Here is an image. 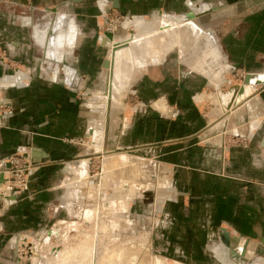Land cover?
Returning a JSON list of instances; mask_svg holds the SVG:
<instances>
[{"label": "crops", "instance_id": "obj_1", "mask_svg": "<svg viewBox=\"0 0 264 264\" xmlns=\"http://www.w3.org/2000/svg\"><path fill=\"white\" fill-rule=\"evenodd\" d=\"M43 1L49 4L52 0ZM87 2L91 4L93 0ZM83 6L88 5H76L81 8L79 13L97 14L98 7L103 11L116 9L141 22L149 15L172 18L216 8L207 18L212 20L210 27L214 26L212 30L217 32L218 38L213 36L221 60L225 57L235 71L244 75L264 73V0H95L96 10L92 12H83ZM87 18L81 14L75 17L76 23L60 18L54 25L55 21L51 23L52 31L50 24L44 29L35 28L33 39L27 38L30 27L0 26L6 35L9 31L7 39L14 46V56L34 70L29 88L13 87L16 79L9 77L6 82L0 81V109L3 105L12 106V111L0 116V159L27 147L33 162L40 166L30 183V197L10 208L3 217L8 233L26 228L24 223L34 226L41 209L56 203L65 164L79 156L81 151L76 142L89 133L91 113L79 94L98 91L107 48L126 41L121 37H116L113 43L101 37L96 39L91 32L94 22ZM76 24L81 34L79 39L72 40L70 33ZM75 41L76 48L61 57L58 48ZM166 56L154 65L139 69L135 79L141 100L157 101L167 111L178 112L176 119H170L169 114L163 119L154 107L147 115H141L144 135L138 140L156 142L161 160L173 169L172 179L178 194L176 202L165 204L155 247L163 256L186 264L240 263L235 258L241 260L245 249H250L251 255L256 250L264 251V148L260 142L256 143L255 134V137L249 135L253 140L247 147L198 144L208 121L193 99L206 91L208 83ZM47 58L49 62L61 63L66 72L56 82L43 74L41 66ZM252 93L257 94L264 109V84ZM256 122L260 126L256 120L250 128ZM152 127L161 130L154 138ZM225 233L230 235L229 242ZM3 238L6 237L0 236V241Z\"/></svg>", "mask_w": 264, "mask_h": 264}, {"label": "rangeland", "instance_id": "obj_2", "mask_svg": "<svg viewBox=\"0 0 264 264\" xmlns=\"http://www.w3.org/2000/svg\"><path fill=\"white\" fill-rule=\"evenodd\" d=\"M94 2L95 0L91 4L90 2L86 3V0H52L48 4L43 0H0V26L1 24L4 27L6 25L18 24L23 27H30L31 30H29L30 33L28 32L27 38L30 39L32 37L33 39L35 28L44 29L47 24H50L49 27L51 29V23L55 21L54 25L60 18L67 23L70 21L76 23L75 17L78 18L81 14H84L88 17L89 21L94 22V30L91 32L95 33L96 39L100 37L103 39L106 36L112 42L116 40V37H121V39L138 37L143 26L136 28L131 25L135 19L133 15H125L116 9L103 11L100 7L97 8L99 9V13L86 14L79 13L81 8L76 7L78 4L88 5L86 8L83 6L82 11L92 12L96 10L95 6H93ZM205 3L209 4L208 2ZM213 5L218 7L215 3ZM212 9L210 7L208 10L212 12ZM210 11H207L208 13L202 12L206 14L193 11L194 14L197 13L199 16L196 20L187 21L194 22L206 32L211 30L212 35L218 38L217 32L214 31V26L210 27V24L213 25L212 20L209 21V18H207ZM185 15L187 14L180 16L183 17ZM143 18L146 23L148 22L147 24H158V21L161 19L158 15H149ZM53 25L52 28H54ZM145 28L147 29L148 26ZM12 33L13 31L10 32L11 35ZM80 34V29L76 24L73 32L70 33V38L72 37V40H75V38L79 39ZM7 36H9V31L8 35H6L5 30L0 29V37H2L0 39V81L6 82L9 77L16 79L13 87L29 88L34 77L33 67L14 56V50L12 51L14 46L7 39ZM129 41L121 40L118 45L128 44ZM199 41L192 53L194 57L202 56L203 49L206 47L205 40L201 39ZM76 45V41L72 45L70 42L64 43L58 48L60 56L70 54L76 48ZM113 45L110 44L109 48H107L109 52H107L108 55L105 61V71L98 82L100 84L98 91L79 94L86 109L91 113L88 135L81 141L76 142L81 152L78 157L69 160L65 164L61 180L57 186L59 198L55 204L46 209H41L38 222L34 226H31V223H24L26 228L8 233L4 227L3 217L10 208L17 205L23 199L30 197V183L40 166L33 162L30 157V149L27 147L18 149L14 154L0 159V162L4 160L10 162L9 167L0 170V172L5 173V178L8 180H6L8 183L4 188L11 187V190L4 189L3 193L7 192L5 196H0V236L4 235L6 237L0 241L2 243L0 244V264H32V256L34 254L36 255V259L39 258V263L37 262V264H41L42 259L47 260L46 262H50L51 259L52 261L60 262V256L66 248H75V252L78 250V246H81L80 244H83V241L86 240L83 237L88 238V240L92 239V237L93 239L95 238L94 242L99 243V251L111 250L114 245H119L117 251L120 253L128 247L132 250L137 249L135 251H140L142 254L140 255L138 252L136 261L133 259V256L125 258L127 262L129 261L128 259H131V264H139L142 261V257L149 264H186L163 256L155 247L156 236L161 224V217L165 210V204L176 202L178 194L172 179L173 169L169 168L161 160L158 151H156V147H158L155 144L156 142L138 140L140 136L144 135L143 118L141 115H147L148 111L154 107H156L155 111L163 119H166L165 116L168 114L170 119H176L178 112L176 110L172 111L173 113H171V110L167 111V108L161 107L159 105L161 103L157 101L146 103L140 99L136 91L137 82L135 80L139 71H134L133 76L130 78L128 84L129 90L121 98V105H113L112 85L110 84L113 78L111 72L108 70ZM40 49V54L44 56V53L41 52L43 51L41 47ZM168 55L175 59L184 70L204 77L208 83L207 89L205 88L206 91L197 95L195 100L193 99L201 107L208 121L207 128L199 136L201 140H199L198 144L216 147H221L223 144L225 147L231 145L247 147L253 140V137L250 138L249 136L250 124L253 121L259 120L260 126L257 127L256 133H254L258 137V140L255 141L256 143L260 142V145L264 148L262 145L264 137V109L260 107V102H258V98L256 97L257 94H253L254 92L250 94V91L247 92V95H250L245 96L244 100H241L242 103L235 106L234 109L237 110H232L227 120L224 119L227 113L222 109L220 102L213 100L214 98H219V96L224 97L226 93L236 94L237 91L242 92L245 90V86H247L244 85L245 77L250 75V73L247 75L238 73L226 62L224 57L223 60L209 61L212 69L216 70V72H221H219L220 77L217 79V82H213L182 62L179 47H175ZM46 57L49 58V56ZM158 57L154 56V58ZM48 58L43 62L44 64L41 68H44L43 74H45L46 79L51 78L52 81L56 82L63 78L66 72L61 63L55 64L53 61L49 62L50 58L49 60ZM154 64L156 62L151 65ZM145 67H139L138 70ZM207 68L209 69V67ZM251 75L257 74L252 73ZM259 76L264 79V73ZM254 79L251 78V83L248 85L252 84L255 90H257L264 82L260 79L258 81ZM105 98L108 101H105ZM246 101H250V104H244L247 103ZM1 108L0 116L5 112L12 111L11 105H3ZM225 109L229 110L228 105ZM147 129L145 130L149 131L150 128ZM101 130L104 133L102 146L100 142L92 138L93 133L98 137ZM160 132L159 128H151L153 138ZM128 133H130V137ZM260 139L261 141H259ZM69 143L72 144L73 141ZM111 155L113 159L110 158ZM111 159L117 165L107 168V161ZM74 163H83L79 173L74 172V167H72ZM9 196H14V198H8ZM113 200L127 203L121 208L119 207L118 215L122 219L120 218L114 223L110 219L113 213L112 208L108 207V204ZM101 219L102 221L105 220L106 224L103 222V225L107 227V230H101L98 233L97 229L102 224ZM101 227L103 226L101 225ZM103 232L106 234H103ZM108 233L112 237H107ZM103 235H105L106 239H104ZM101 238L102 240H100ZM111 238H113L112 241ZM102 241H104L103 244ZM126 242L129 243L127 244ZM147 242L148 247L150 243V250L147 255H143ZM101 244L102 246L100 247ZM109 244L112 245L110 246ZM120 248L123 249L122 252ZM249 250L245 249L246 252L240 255L241 260L237 257L235 258L240 262L236 264H264V251L260 254L259 250H256L255 255H251ZM99 254L98 252L97 256ZM97 256L96 261L100 257ZM80 260L82 263H89V259L86 261L85 258H79L76 262L73 261V263L80 262ZM79 262L77 264L81 263Z\"/></svg>", "mask_w": 264, "mask_h": 264}, {"label": "bare ground", "instance_id": "obj_3", "mask_svg": "<svg viewBox=\"0 0 264 264\" xmlns=\"http://www.w3.org/2000/svg\"><path fill=\"white\" fill-rule=\"evenodd\" d=\"M214 9H216V8H214ZM191 14H192V16L198 15L197 13L196 14L191 13ZM188 15L189 14H187L186 16H183L181 18H177V19L173 18V17L172 18L171 17H163V18H161V20L158 21V24H153V23L145 24V22H143V21L141 22V20H138V21L136 20L134 22L132 21L131 24H133V26L136 28H140L143 26L142 31L140 32L138 37L134 36V37H130V39L129 38L126 39V41L130 40L128 43V46H124L122 48L116 49L115 45L116 44L118 45V43H115V45L112 46V49H111L112 54H111V57L109 60L110 64H109L108 70L111 72L112 78H113V80L110 84L112 85L111 93H112L114 106L115 105L116 106L121 105V102H120L121 98L125 94H127L128 90H129L128 84L130 82V78L134 74V71L137 72L139 67L150 66L151 64H153L155 62L157 63V62L163 60L165 58V56L170 51H172L175 47L180 48L181 59H182V62L184 64L189 66V68H191L195 72H198L201 75L209 77V79H211L213 82L214 81L217 82V79H219L221 72L219 71L220 72L219 73L218 71L216 72V70L212 69L210 67L211 64H209V61L214 62L216 60L217 61L221 60V58H222L221 52H220L219 48L215 45L214 36L212 35V33L211 32L206 33L203 29H201V27L197 26L194 22L187 21V20H191V19H185V17H187ZM146 26H148L147 29L145 28ZM104 38H105V40L108 41V38H106V36ZM201 39L205 40L206 47L203 49L204 51L202 52L203 54H201L202 56H197V57L195 56L194 57V54H192V53L194 51V48H196L198 41ZM109 43H110V41H109ZM152 55H153V57H152ZM154 56H159V57L154 58ZM206 64H207V67H209V69L206 67ZM254 78L256 79L257 77H253V79ZM259 79L261 81H264V79H262L260 77H259ZM253 90H255V88L251 84V85L245 86V90H243L242 92L237 91L236 94L235 93H229V94L226 93V95L224 97L219 96V98L217 97V98H214L213 100L214 101L218 100L220 102L222 109H224V111L227 113L226 117H229V115L232 113V110L234 111L235 106L239 105V103H242L241 100L242 99L244 100V97L247 96V92H249V91L252 92ZM105 101H108L107 98H105ZM227 105L229 107V110L225 109V107ZM226 117L224 119H226ZM257 127H258L257 122L253 123L251 125L250 133H249L250 136L256 132ZM92 135H93L92 138L96 139L97 142H100V145L102 146L101 143L104 139L103 130H101V132L99 131L98 137H96L95 133H93ZM110 158L113 159L112 155ZM112 159L107 161V163H108L107 168H112L113 166L117 165L116 162L112 161ZM82 165H83V163H81V164L80 163H74L72 167H74L75 171L74 170L73 171L75 173H79L82 169ZM73 176H74V173H73ZM1 181H3V178L1 179ZM0 189L1 190L3 189L2 184H0ZM5 190H7V188ZM125 203L126 202H117V201L113 200L110 202V204H108V207L110 209L112 208L111 210L113 213L111 214L112 217L110 219L113 223L121 218L120 215H118V212H119L118 210H120V208L123 205H125ZM97 220H98V218H97ZM106 220H108V219L106 218ZM101 221H102V219H101ZM104 221H102V224H101L103 227H101V225L98 227V229H97L98 233L101 230L102 231L107 230L106 229L107 227H105V225H103ZM104 224H106V223L104 222ZM109 227H110V225H109ZM96 228H97V226H96ZM87 229H88V227H87ZM94 230H95V228H94ZM105 232L107 233V231H105ZM105 232H103V234ZM100 235H101V233H100ZM100 235H98V236H100ZM94 237H96V236H94ZM103 237H104V239H106L105 235H103ZM107 237L110 238L112 236H110V234H109ZM143 237H145V236H143ZM83 238L86 240H84V241L82 240L84 243L82 242L83 244H80L81 246H78L79 248L76 252H75V250H76L75 248H71V249L66 248V250L63 252V254L60 256V259H59V260H61L60 262H55V260L52 261V259L50 260V262H46L47 260L42 259L41 264H74L73 261L76 262L79 258L80 259L85 258L86 261H87V259H89L88 260L89 263L85 262L87 264H131L132 263V262H130L131 259H128L129 261L127 262V261H125L126 260L125 258H127V257L131 258L133 256V259L135 260L138 258L137 256L140 253V251H138L139 253L136 252L137 249H135L136 250L135 251V250H132L130 247L125 248V251H123V252H122V250L124 249V247H123V249H121L122 248L121 247L120 249H121L122 253H120L117 251V247H119V245H116V246L114 245L111 250L107 249L108 251L107 250H105V251L100 250L99 251V248H98L99 243L97 244L96 242H94L95 238L93 239V237H92L93 240L89 239L90 241L88 240V238H85V237H83ZM102 238L100 240H102ZM112 240H113V238H111V241ZM125 240H127V239H125ZM123 242H125V241H123ZM103 243H104V241H102V244ZM126 243L128 244L129 242H126ZM102 244L100 245V247L102 246ZM112 244H109V245L111 246ZM117 244H119V243H117ZM131 244H133V243H131ZM134 245H135V243H134ZM75 247H77V246H75ZM107 248H109V247H107ZM149 248H150V243H149V247H148V242H147V246L145 248L143 255L144 254L147 255L149 253V250H150ZM98 252L100 253L98 255L100 257H99V260L96 261V256H97ZM141 254L142 253H140V255ZM35 256H36L35 254L32 256V259H33L32 260L33 263L31 262L32 264H37V262L39 263V260H38L39 258L36 259ZM157 261H159V260H157ZM80 262H81V260H80ZM116 262H118V263H116ZM77 263H75V264H77ZM85 263L81 262L80 264H85ZM144 263L149 264V263L145 262V258L142 257V261L139 262V264H144ZM159 264H162V263H159Z\"/></svg>", "mask_w": 264, "mask_h": 264}, {"label": "water", "instance_id": "obj_4", "mask_svg": "<svg viewBox=\"0 0 264 264\" xmlns=\"http://www.w3.org/2000/svg\"><path fill=\"white\" fill-rule=\"evenodd\" d=\"M208 13V12H207ZM202 14H206V13H202ZM201 15V14H200ZM186 16V15H185ZM199 16V14L196 16V15H194V16H192V14H189L187 17H185V19H191V20H196L197 19V17ZM124 46H128V44H122V45H117L116 46V49H119V48H122V47H124ZM259 75H247L246 77H245V81H244V85H248V84H250L251 83V78H253V77H258ZM259 80V77L258 78H256V81H258ZM264 138V137H263ZM264 140H262V145L264 146V142H263ZM224 237H225V239H226V242H229V238H230V235L229 234H227V233H225L224 234ZM260 252V254H262L263 253V251H259ZM243 261V260H242ZM243 263V262H242Z\"/></svg>", "mask_w": 264, "mask_h": 264}, {"label": "built area", "instance_id": "obj_5", "mask_svg": "<svg viewBox=\"0 0 264 264\" xmlns=\"http://www.w3.org/2000/svg\"><path fill=\"white\" fill-rule=\"evenodd\" d=\"M9 164H10V162L9 161H6V160H4V161H2V162H0V170H3V169H6L7 167H9ZM3 178V181H1V179ZM7 178H5V173H3V172H0V184H2L3 185V189L1 190L0 189V196L2 197V196H5L6 195V193H3V191H5L4 190V187H6L7 185ZM11 187L9 186V188H7V190L8 189H10ZM11 190V189H10ZM11 197H13L14 198V196H9L8 198H11ZM12 202V201H11ZM10 203V202H9ZM1 228V227H0ZM1 230V229H0Z\"/></svg>", "mask_w": 264, "mask_h": 264}]
</instances>
